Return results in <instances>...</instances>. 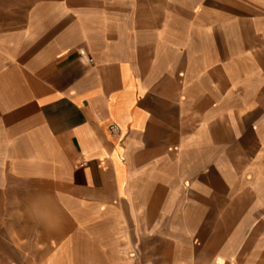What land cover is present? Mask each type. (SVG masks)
Wrapping results in <instances>:
<instances>
[{
	"label": "crops",
	"instance_id": "1",
	"mask_svg": "<svg viewBox=\"0 0 264 264\" xmlns=\"http://www.w3.org/2000/svg\"><path fill=\"white\" fill-rule=\"evenodd\" d=\"M0 264H264V0H0Z\"/></svg>",
	"mask_w": 264,
	"mask_h": 264
},
{
	"label": "built area",
	"instance_id": "2",
	"mask_svg": "<svg viewBox=\"0 0 264 264\" xmlns=\"http://www.w3.org/2000/svg\"><path fill=\"white\" fill-rule=\"evenodd\" d=\"M111 129L115 130L116 128L115 127H112Z\"/></svg>",
	"mask_w": 264,
	"mask_h": 264
}]
</instances>
